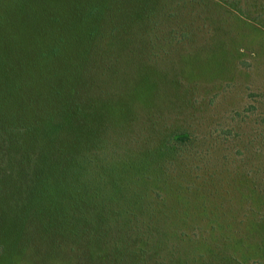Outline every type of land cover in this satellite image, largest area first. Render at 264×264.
Here are the masks:
<instances>
[{
    "label": "rangeland",
    "instance_id": "1",
    "mask_svg": "<svg viewBox=\"0 0 264 264\" xmlns=\"http://www.w3.org/2000/svg\"><path fill=\"white\" fill-rule=\"evenodd\" d=\"M117 3L88 66L103 106L89 120L106 126L87 157L134 159L186 133L183 156L162 181L142 184L153 191L145 200L110 194L95 166L85 176L71 169L63 180L88 185L77 209L36 198L61 173L8 163L0 132V264H264V0ZM181 184L198 187L187 215ZM162 200L163 210L147 212Z\"/></svg>",
    "mask_w": 264,
    "mask_h": 264
},
{
    "label": "trees",
    "instance_id": "2",
    "mask_svg": "<svg viewBox=\"0 0 264 264\" xmlns=\"http://www.w3.org/2000/svg\"><path fill=\"white\" fill-rule=\"evenodd\" d=\"M117 4V0H0V132L7 136L8 163L32 165L38 173L49 172L47 176L61 173L56 180L43 181L36 197L48 199L52 205L65 200L69 205L74 202L72 207L78 209L86 203L87 183H71L62 177L71 169L85 176L94 166L98 181L110 194L130 190L133 198L138 195L145 200L153 191L142 184H157L169 176L165 167L183 156L182 147L190 140L186 133H174L168 142L161 141L134 159L107 163L96 156L87 157L106 126L104 121L89 120L91 109L97 114L103 106L99 98L91 96L95 83L90 84L88 66L104 37L108 16L113 19L109 13ZM137 7H132V19L140 17ZM157 154L163 157L159 166L152 158ZM51 167L55 172L48 170ZM247 179L256 182L249 176ZM177 188L179 197L187 200L180 201L187 207V215L188 200L198 187L181 184ZM100 190L94 194L102 200ZM164 207V200L156 208L148 203L147 212L154 214ZM123 211L133 212L128 207ZM56 216L65 232L78 235L70 227L69 216Z\"/></svg>",
    "mask_w": 264,
    "mask_h": 264
}]
</instances>
